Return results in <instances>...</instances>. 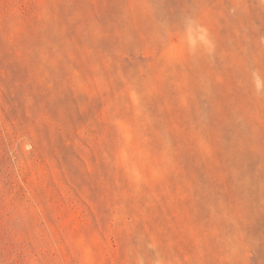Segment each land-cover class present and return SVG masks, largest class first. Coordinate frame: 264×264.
Listing matches in <instances>:
<instances>
[{"label":"rangeland","instance_id":"rangeland-1","mask_svg":"<svg viewBox=\"0 0 264 264\" xmlns=\"http://www.w3.org/2000/svg\"><path fill=\"white\" fill-rule=\"evenodd\" d=\"M264 0H0V264H264Z\"/></svg>","mask_w":264,"mask_h":264},{"label":"clouds","instance_id":"clouds-1","mask_svg":"<svg viewBox=\"0 0 264 264\" xmlns=\"http://www.w3.org/2000/svg\"><path fill=\"white\" fill-rule=\"evenodd\" d=\"M256 86L258 89L264 87V82L260 81V79L258 77L256 79Z\"/></svg>","mask_w":264,"mask_h":264}]
</instances>
